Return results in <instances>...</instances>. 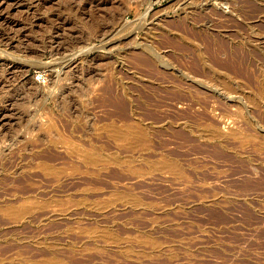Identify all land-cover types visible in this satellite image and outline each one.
I'll use <instances>...</instances> for the list:
<instances>
[{
    "label": "rangeland",
    "instance_id": "obj_1",
    "mask_svg": "<svg viewBox=\"0 0 264 264\" xmlns=\"http://www.w3.org/2000/svg\"><path fill=\"white\" fill-rule=\"evenodd\" d=\"M0 264H264V0H0Z\"/></svg>",
    "mask_w": 264,
    "mask_h": 264
},
{
    "label": "bare ground",
    "instance_id": "obj_2",
    "mask_svg": "<svg viewBox=\"0 0 264 264\" xmlns=\"http://www.w3.org/2000/svg\"><path fill=\"white\" fill-rule=\"evenodd\" d=\"M70 62V61H69Z\"/></svg>",
    "mask_w": 264,
    "mask_h": 264
}]
</instances>
